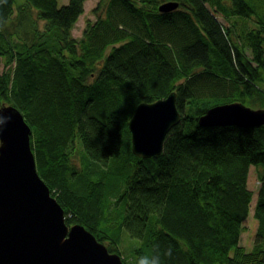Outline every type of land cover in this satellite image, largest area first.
<instances>
[{
	"label": "trees",
	"instance_id": "trees-1",
	"mask_svg": "<svg viewBox=\"0 0 264 264\" xmlns=\"http://www.w3.org/2000/svg\"><path fill=\"white\" fill-rule=\"evenodd\" d=\"M86 1L0 0V106L30 125L66 224L125 264H264V125L197 123L218 104L264 108V0H100L76 40ZM172 1L176 10L159 11ZM173 91L182 119L163 152L133 155L135 107ZM251 166L260 185L248 251ZM123 235L136 240L125 257Z\"/></svg>",
	"mask_w": 264,
	"mask_h": 264
},
{
	"label": "water",
	"instance_id": "water-1",
	"mask_svg": "<svg viewBox=\"0 0 264 264\" xmlns=\"http://www.w3.org/2000/svg\"><path fill=\"white\" fill-rule=\"evenodd\" d=\"M178 7V2H167L159 11ZM181 119L175 91L137 104L128 123L133 155L142 159L160 155L168 133ZM197 123L259 127L264 125V108L218 104ZM31 134L17 107L0 106V264H125L83 225L66 224L63 207L37 170Z\"/></svg>",
	"mask_w": 264,
	"mask_h": 264
},
{
	"label": "rangeland",
	"instance_id": "rangeland-1",
	"mask_svg": "<svg viewBox=\"0 0 264 264\" xmlns=\"http://www.w3.org/2000/svg\"><path fill=\"white\" fill-rule=\"evenodd\" d=\"M16 4H21L24 3L26 0H15ZM70 0H58L59 6H63L68 4ZM100 0H87L85 2L84 5V12L83 14H81L78 17V20L76 21L73 29H72V36L76 39L79 40L82 37V33L83 30L86 26V21L87 20H95L94 15L92 14V10L96 7V5L98 4ZM218 20L220 21V23L224 26V27H232V20L227 21L225 20L222 16H217ZM251 26V24L246 23L245 27H249ZM244 26L242 27L241 24L237 25V30L240 33V30H243ZM234 32L236 31V28L234 27L231 28ZM235 34V33H234ZM246 54L248 57H250V53L248 51H246ZM5 67L3 66L2 63H0V73L4 72ZM82 153L83 151L81 150V148L79 147V145L77 144V152L73 153V156L75 157H82ZM79 158V160H80ZM74 159V158H73ZM78 167H80V165L78 164ZM259 185L260 183L258 182L257 179V174H256V169L254 166H251L249 168V176H248V187L250 188V190H252L254 192V200L253 203L251 205V212L249 214V217L247 218V221L245 222V231L243 233L242 236V244L247 248L248 251L251 250V246L253 243V237H254V233L256 231L257 228V221L253 216V209H254V205H255V201H256V197H257V193H258V189H259ZM122 243L120 244V247H122V255L125 257V255H127V253H125L126 251H128V248L134 245V242L136 240L134 239H128V237L126 235H123V239H122Z\"/></svg>",
	"mask_w": 264,
	"mask_h": 264
},
{
	"label": "bare ground",
	"instance_id": "bare-ground-1",
	"mask_svg": "<svg viewBox=\"0 0 264 264\" xmlns=\"http://www.w3.org/2000/svg\"><path fill=\"white\" fill-rule=\"evenodd\" d=\"M252 108V107H251Z\"/></svg>",
	"mask_w": 264,
	"mask_h": 264
}]
</instances>
